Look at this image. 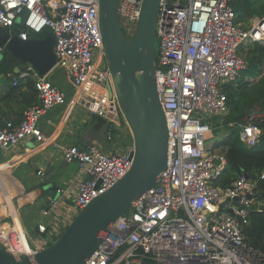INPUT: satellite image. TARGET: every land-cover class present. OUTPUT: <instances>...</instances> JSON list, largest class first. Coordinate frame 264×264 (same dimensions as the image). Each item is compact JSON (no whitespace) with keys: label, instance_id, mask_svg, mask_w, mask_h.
I'll use <instances>...</instances> for the list:
<instances>
[{"label":"built area","instance_id":"1","mask_svg":"<svg viewBox=\"0 0 264 264\" xmlns=\"http://www.w3.org/2000/svg\"><path fill=\"white\" fill-rule=\"evenodd\" d=\"M233 0H160L155 27V80L167 124V160L154 184L135 197L106 231L84 264H264V251L249 244L242 232L251 211L262 210L256 183L241 174L229 186L213 184L223 171V152L212 150L209 134L215 117L228 113L225 87L236 83L245 68L240 49L264 46V16L249 26L236 20ZM142 0H118L123 32L131 36ZM22 17H25L22 21ZM21 20L19 39L48 30L54 38L56 65L70 77L79 105L109 123H126L104 57L98 0H0V28L11 34ZM2 49L0 48V54ZM101 56L99 64L95 57ZM33 80L40 104L25 110L19 122H0V150L26 137L46 135L39 117L64 103L66 94L46 76L27 66L13 80ZM112 92L110 93V90ZM240 141L251 147L262 134L257 121L238 123ZM64 162L75 161L83 175L61 215L59 197L42 209L38 233L52 243L94 198L106 192L130 169L129 153H107L96 145H57ZM42 175L41 171L37 172ZM257 204L258 208L251 207ZM0 247L32 256L42 248L29 243L17 216L0 229Z\"/></svg>","mask_w":264,"mask_h":264},{"label":"water","instance_id":"2","mask_svg":"<svg viewBox=\"0 0 264 264\" xmlns=\"http://www.w3.org/2000/svg\"><path fill=\"white\" fill-rule=\"evenodd\" d=\"M117 1L98 0L99 29L113 89L132 136V165L118 182L79 211L55 241L32 256L12 254L0 247V264H84L103 234L165 168L168 132L155 80L160 0H142L139 18L128 38L118 19ZM53 45L52 35L21 40L0 28V48L21 63L13 68L14 74L30 66L38 75H48L57 62ZM143 262L154 264L150 259Z\"/></svg>","mask_w":264,"mask_h":264},{"label":"crops","instance_id":"3","mask_svg":"<svg viewBox=\"0 0 264 264\" xmlns=\"http://www.w3.org/2000/svg\"><path fill=\"white\" fill-rule=\"evenodd\" d=\"M20 24L18 20L15 25ZM101 59V56L95 57V64ZM16 75L13 71L0 75V121H18L27 108L40 104L39 94L31 83L33 80L21 78L15 86ZM47 77L66 94L64 103L38 119V126L47 139L36 142L26 137L18 145L0 150V229L9 226L14 214L34 248H44L51 243L37 231L38 223L44 221L42 209L48 207L51 198L59 197V213H69L77 183L83 178L75 161H63L57 145L72 144L80 148L96 145L107 153H124L133 148L126 123L118 127L111 125L113 141L106 139L107 122L78 104L65 70L58 76ZM38 171L42 175H38Z\"/></svg>","mask_w":264,"mask_h":264},{"label":"trees","instance_id":"4","mask_svg":"<svg viewBox=\"0 0 264 264\" xmlns=\"http://www.w3.org/2000/svg\"><path fill=\"white\" fill-rule=\"evenodd\" d=\"M232 6L236 13V20L239 22L241 13L250 14L254 10L251 9L248 0H233ZM20 26L14 25L11 28L12 33L18 34ZM46 35H51V33L48 30H44L39 35L29 34V37L36 38ZM240 53L244 57L245 68L240 73L235 84L225 87L229 110L222 124L242 121L254 103L257 105L263 102L261 109L263 115L258 122L262 134L259 143L249 147L240 141V129L236 127L232 128L227 135L221 137L218 142L213 143L212 150L218 149L223 152L226 160L223 171L214 180L213 184L220 188H225L241 174H246L254 179L257 200L263 206H261L262 210L250 212L249 222L244 225L242 232L249 244L264 251V46L257 42L247 43L241 47ZM19 63L17 59L3 51L2 59L0 60V75L5 76L7 73L12 72L14 67L19 66ZM27 78L25 77L24 79ZM255 78L259 79L253 82L252 80ZM31 83L32 85L34 84L33 82ZM20 119L13 121V123L19 122Z\"/></svg>","mask_w":264,"mask_h":264},{"label":"rangeland","instance_id":"5","mask_svg":"<svg viewBox=\"0 0 264 264\" xmlns=\"http://www.w3.org/2000/svg\"><path fill=\"white\" fill-rule=\"evenodd\" d=\"M251 6V9H254L250 14H243L241 13L240 16V22H242V25L245 26H249L251 24V22L258 17H263L264 16V0H248ZM41 34V33H39ZM38 34V35H39ZM125 34V33H124ZM125 36L128 38L130 36H127L125 34ZM63 69L60 68V66H55L49 73L48 75H50L51 77H55L58 76L62 73ZM264 73V72H263ZM69 81H70V77L67 75ZM49 79V77H48ZM259 78H255L252 81L256 82ZM50 80V79H49ZM261 103V105H260ZM259 104L256 105V103H254L250 109L247 111L246 115L244 116L243 120L240 122H232V123H228V124H222L224 119H225V115L224 116H218L215 117L213 119V121L216 124V128H214L212 130V132L209 134L208 137V144L215 142H218L221 137L227 135V133H229V131L232 128H236L238 127V123H244V122H248L251 120L257 121L259 122L260 119L262 118L263 115V111L261 110L263 107V102H260ZM227 115V114H226ZM127 125V123H126ZM128 127V126H127ZM120 148H122V145L120 146ZM218 150V149H216Z\"/></svg>","mask_w":264,"mask_h":264},{"label":"bare ground","instance_id":"6","mask_svg":"<svg viewBox=\"0 0 264 264\" xmlns=\"http://www.w3.org/2000/svg\"><path fill=\"white\" fill-rule=\"evenodd\" d=\"M9 180H11V178Z\"/></svg>","mask_w":264,"mask_h":264}]
</instances>
